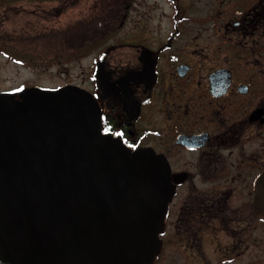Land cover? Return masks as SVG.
I'll use <instances>...</instances> for the list:
<instances>
[{"label": "flooded vegetation", "instance_id": "1", "mask_svg": "<svg viewBox=\"0 0 264 264\" xmlns=\"http://www.w3.org/2000/svg\"><path fill=\"white\" fill-rule=\"evenodd\" d=\"M4 1L21 0H0V47L7 14L25 12ZM169 2L173 11L155 25L121 28L126 3L93 46L87 90L103 131L131 150L152 149L168 166L173 194L152 264H257L264 0Z\"/></svg>", "mask_w": 264, "mask_h": 264}, {"label": "water", "instance_id": "2", "mask_svg": "<svg viewBox=\"0 0 264 264\" xmlns=\"http://www.w3.org/2000/svg\"><path fill=\"white\" fill-rule=\"evenodd\" d=\"M172 194L165 160L103 131L87 90L0 93V264H152Z\"/></svg>", "mask_w": 264, "mask_h": 264}, {"label": "rangeland", "instance_id": "3", "mask_svg": "<svg viewBox=\"0 0 264 264\" xmlns=\"http://www.w3.org/2000/svg\"><path fill=\"white\" fill-rule=\"evenodd\" d=\"M50 1V2H48ZM53 0H21L17 6L24 7L28 14L35 13L36 7H45ZM109 1V0H108ZM113 1V0H111ZM130 5L127 18L120 26L121 28H138L142 22H148L149 26L155 25L157 16L160 13L171 12L173 8L169 0H125ZM187 1V0H183ZM81 9L86 11H103L104 3L99 4L97 0H79ZM16 2H11L15 5ZM54 4V2H53ZM29 5V6H28ZM126 5V4H125ZM183 5V4H182ZM201 5V3L199 4ZM117 6L114 3L107 2V8L104 16H108V26L116 27L120 21H116L115 14L111 9ZM186 6V5H185ZM110 9V10H109ZM79 7H77V13ZM14 17L9 20L4 19L3 28L6 30L8 24L14 27L9 32L3 34L6 43L0 47V90H11L22 86L38 85L44 87H56L65 84L77 85L83 89L90 88L89 73L91 70V61L94 57L92 49L85 50L76 58H70L67 52L59 57H54L59 52V47L64 49L68 43H56L53 34L45 32L37 33L33 38L20 41L12 30L16 27L26 26L28 23L23 19ZM35 20V19H33ZM120 20V19H119ZM123 21V20H121ZM163 19L162 23H165ZM53 22V21H52ZM88 25L89 22L87 21ZM16 26V27H15ZM110 28V29H111ZM109 30V29H108ZM108 33V32H107ZM106 35L103 40H106ZM122 35H120L121 37ZM101 37L97 38L94 44L100 42ZM106 43V42H105ZM68 49V48H67ZM57 60L59 63L54 64ZM219 260H211V264ZM250 259L226 260L219 264H250ZM257 264H264V223H259L258 233V254Z\"/></svg>", "mask_w": 264, "mask_h": 264}, {"label": "trees", "instance_id": "4", "mask_svg": "<svg viewBox=\"0 0 264 264\" xmlns=\"http://www.w3.org/2000/svg\"><path fill=\"white\" fill-rule=\"evenodd\" d=\"M97 1L100 5H102L103 3L105 4L102 8L103 11L101 10L97 13L81 9V3L79 2V0H53L45 7L35 9V13L33 14H28L26 11L7 14L6 20L16 17L15 19L20 18L28 23V25L26 26H15L17 30L12 31L17 36L16 39L25 41L33 38L35 35H38L37 33L40 32L53 34L55 35L53 36V38H55L56 43H68V49L66 47L64 49H61V47H59L60 51L57 52L54 57H59L65 54L62 53V51H64L70 55V58H76L85 50L91 49V47L95 45L94 43L97 38H104L108 29L111 28V26H108L107 24L108 16H104L105 10L107 8V2H111L117 5L111 9V12L115 14L116 21L122 18L123 14L125 13L124 6L126 4V1L124 0ZM20 3L21 2H16L15 5H18ZM3 4L9 5L11 3L10 1H4ZM77 7H79V13H77ZM3 11H5V9ZM87 21L90 25H88ZM13 27V25L8 24L6 30H4L3 28L4 34L9 32V30H11ZM2 43H6L4 37L2 38ZM57 63L59 62L57 61L54 64Z\"/></svg>", "mask_w": 264, "mask_h": 264}]
</instances>
